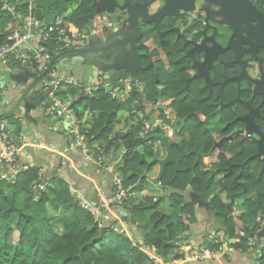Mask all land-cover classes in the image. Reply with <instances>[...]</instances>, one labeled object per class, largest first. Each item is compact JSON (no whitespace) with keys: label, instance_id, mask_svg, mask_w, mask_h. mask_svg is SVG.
Returning <instances> with one entry per match:
<instances>
[{"label":"flooded vegetation","instance_id":"af4514ba","mask_svg":"<svg viewBox=\"0 0 264 264\" xmlns=\"http://www.w3.org/2000/svg\"><path fill=\"white\" fill-rule=\"evenodd\" d=\"M118 1L130 2L135 14L143 13L151 21L148 24L138 21L140 28L133 26L141 36L137 41L141 44L140 67L144 68L139 70L141 91L122 94L119 100L116 96L120 87L115 86L109 94L117 110L137 111L139 132L134 139L142 144L139 149L142 154L151 160L164 159L168 149L170 156L187 154L180 168L169 162L164 173L188 178L184 186L174 182L169 186L174 201L171 210L179 205L176 200L179 192L188 201L187 229L179 237L188 239L199 234L202 242L218 244L227 238L240 241L242 238L237 236L241 234L244 242L235 246L233 252H264V239L256 241L252 248V236L246 237L250 229L260 228L264 216L262 39L250 26L240 24L221 2ZM249 1L264 12L254 0ZM74 8L75 11L62 13L58 19L78 29L80 24L92 22L90 32L95 33L127 32L126 27L115 24L112 18H99L101 14H95L94 0H78ZM160 10L164 12L154 16ZM110 44L121 52L118 35L111 36ZM131 133L132 130L127 134ZM168 143L174 144L171 149ZM145 146L152 149L148 156ZM146 171L142 166L141 175ZM159 173L157 163L144 173L153 176L149 177L148 185ZM252 255L244 258L251 260Z\"/></svg>","mask_w":264,"mask_h":264},{"label":"trees","instance_id":"16d2710c","mask_svg":"<svg viewBox=\"0 0 264 264\" xmlns=\"http://www.w3.org/2000/svg\"><path fill=\"white\" fill-rule=\"evenodd\" d=\"M254 2L264 10V0ZM16 5L20 9L19 13L25 14L28 6L20 3ZM0 15V43H9L8 32L1 28L4 17L1 9ZM36 18L42 19L41 9ZM58 95L64 100L71 98L62 86ZM80 105L82 107L79 108ZM72 107L79 121L80 136L86 140L95 156L108 155L112 148L115 152L121 148L127 150L121 154V161L116 163V171L120 173L124 186L134 189L148 185L149 175L145 174L156 165L148 156L152 149L145 146V154L148 152L149 158L140 152L142 144L137 138L134 139L139 132L136 123L130 128L131 134L119 133L116 125L118 110L106 89L101 86L91 96L82 93L80 100L75 101ZM3 117L0 113L1 120ZM49 119L51 123L54 121L52 116ZM18 162L17 158V172H5L8 179L2 178L3 166L0 163V264H155L142 246L156 248V255L170 261L185 258L196 245L186 242V237H179L184 236L187 229L188 201L182 191L177 194L176 200L184 208L180 219L175 222L162 215L159 199L146 198L133 202L130 197L121 205L115 203L117 215L122 216L126 224L137 226L138 236L137 231L130 235L115 230L118 220L109 212H105L107 219L103 218L104 224L101 226L92 213L81 206L65 178L54 174L41 188L37 184L42 177L41 166L29 164L25 168ZM142 166L148 170L144 175L140 173ZM187 181L184 175L174 176L172 172L162 176L160 187L168 190L171 206L174 201L169 186L173 182L177 186H184ZM107 196L111 197L112 193ZM137 215L141 216L140 224L134 217ZM242 241L244 239L236 246H241ZM180 243L188 249L183 251ZM205 244L213 250L221 247L220 243L206 241ZM258 264H264V252H261Z\"/></svg>","mask_w":264,"mask_h":264},{"label":"water","instance_id":"95a60500","mask_svg":"<svg viewBox=\"0 0 264 264\" xmlns=\"http://www.w3.org/2000/svg\"><path fill=\"white\" fill-rule=\"evenodd\" d=\"M213 1L215 3L221 2L225 9L233 13L240 24L244 23L250 26L253 33L259 36L264 44V12H261L249 0ZM77 2L78 0H34V8L41 9L42 11L41 22L35 26V30H38L46 24L53 23L62 13H72L76 10V8L73 9V4ZM26 3L27 0H22L20 2L21 5ZM129 3L128 1L120 3L118 0H94V7L96 8L95 14H101L99 18L102 20L112 18L115 24L120 23V26L127 28L126 33L123 32L119 34L117 30L112 32L102 30L101 32L92 34L90 32L92 22H88L85 26L80 24L79 29L85 31L88 35L86 47L67 49L56 53L51 46L44 43L51 56V61L46 70L40 71L38 68L33 70L20 63L11 65L12 67L8 71V77L15 80L19 87L17 97L12 107L4 114L6 117L3 122L10 132L12 142L17 147L21 146L19 135L24 128V122L28 124L38 120L43 115L49 118L51 116V109L49 107L51 104V97L49 95V90L43 88V80L50 68L63 71L66 78L70 79L71 87L79 85L87 89L99 87L101 81L111 82L110 85L108 84L109 86H106V92L109 93L115 86H119L120 90L116 96L119 100L122 94L138 93L141 91L139 87L141 82L139 70H143L144 68L140 67L139 61L141 54L138 49L141 48V44L137 43V41L141 39V36L139 29L136 32L133 26L138 25L140 28L139 23L137 24L138 21L142 23L147 22L148 24L151 20L148 21L146 15L143 13L135 14L129 7ZM162 12L164 11L160 10L158 13L154 14V16H159ZM84 16L85 15L82 17ZM77 21L81 23L80 20ZM228 23L230 22L228 21ZM112 35H118V38L121 40L120 53H118L117 49H113V46L110 44ZM15 67L19 70L16 73L12 72ZM72 103H74V100H72ZM119 106L120 104L118 107ZM34 110H37L36 114H32ZM118 113L126 114L129 118V124H132L129 110L123 109ZM161 139L165 141L164 137ZM173 145L172 143H168L167 147L171 149ZM186 155L185 152H181L175 156H170L168 149L167 157L164 159L155 158L154 161L160 166V173L151 180V183L160 186L162 176L166 172V165L169 162H175L177 167L180 168L181 160ZM37 184L44 185L45 179L43 177L40 178ZM183 208V204L175 205L174 209L169 213L162 210V215L172 218V222H175L180 219L179 216ZM262 220L263 223L259 229H250L251 233L249 236H246L248 239H251V236L255 242L264 239V216ZM237 237L242 239L245 238L242 237L241 234ZM225 240L229 243L233 242V239L227 238ZM255 246L256 244L250 245L252 248ZM242 254L244 256H249V252H242ZM258 254H261V252H258ZM257 258L256 255L253 259Z\"/></svg>","mask_w":264,"mask_h":264},{"label":"built area","instance_id":"2783aa9c","mask_svg":"<svg viewBox=\"0 0 264 264\" xmlns=\"http://www.w3.org/2000/svg\"><path fill=\"white\" fill-rule=\"evenodd\" d=\"M20 1L22 0H0V9L4 15H11L20 19L19 28L12 33H7L9 43H0V62L4 66L14 61L29 67H37L43 71L48 68L51 58L47 51L39 47L40 44L48 43L58 52L72 48H82L86 45L88 35L71 25L68 21L58 19L54 23L46 24L35 30V26L40 21L34 15V0H27L26 5L28 7L25 14L16 11V4H19ZM91 33L95 32L92 31ZM34 40L38 41V46L33 45L32 42ZM60 84L61 80L57 77L56 72L50 69L47 73V79L44 81V87L50 91L49 94L53 99L50 112L54 121L50 129L55 132L66 131L74 135L71 145L81 148L87 154V157H90V149L79 134L78 119L70 101L63 100L56 95V90ZM6 90L7 80L0 77V111ZM131 113L135 119L137 111L133 110ZM21 149L11 141L6 124L0 121V163L5 170H9L11 173L18 170L17 156ZM124 152L125 150H123ZM107 169L113 171V166H107ZM115 185L116 189L111 198L101 193L102 199L100 197L98 204L84 201L82 206L88 209L97 219L101 218L107 211L113 213L115 203L121 205L126 199L131 197V187L124 186L122 179L118 176L115 178ZM115 229L119 230L117 227ZM187 249L188 247L182 246L183 251ZM223 249L227 250V246H224ZM223 249L213 250L206 245L195 246L187 253L185 258L171 259L170 261H165L161 256L156 255V248L148 250L147 253L155 264H190L197 260H220L228 253L224 252Z\"/></svg>","mask_w":264,"mask_h":264},{"label":"crops","instance_id":"0c3cea01","mask_svg":"<svg viewBox=\"0 0 264 264\" xmlns=\"http://www.w3.org/2000/svg\"><path fill=\"white\" fill-rule=\"evenodd\" d=\"M18 22L20 24V21ZM44 46L39 45V47L43 49ZM14 64L15 62L11 63L10 65ZM11 67L12 66L6 67L2 62H0V77L7 80V90L3 96V102L1 104V114L3 115L9 108L12 107V104L18 94V83L8 77V71L11 69ZM17 71L19 70L17 67H15L12 72L16 73ZM55 71L58 78L63 80L61 81V86L64 87L67 85L66 82H68V78H66L65 73L57 69ZM5 73H7V76H5ZM75 90H77L80 96L77 98L71 97L74 101H78L80 100L81 94L84 93L85 89L84 87L77 85ZM118 112L119 111H117V129L121 127L120 130L118 129L119 133L125 135L130 131L131 125L129 124L128 118L125 116V114H119ZM36 113L37 110L32 112V114ZM5 117L6 116L4 115L3 120ZM50 123L49 117L44 115L38 120L28 124L24 122V128L19 135L23 150L18 153V164L20 166H29V164L40 165L42 177L45 178L46 181H48V179L54 174H58L65 178L70 183L72 190L79 201L98 203L100 200V192H107V194L110 196L114 190V180L111 172L98 165L93 158L86 157L81 148L71 145L73 143V137L70 136L69 133L62 131L60 133H56L51 131ZM104 158L111 162L107 155H105ZM154 197L159 199L157 195H154ZM139 199L140 198H137V200L134 199L132 193L133 202H137ZM117 216L123 221L122 216ZM105 219H107V216H105ZM122 224L130 233L137 231L138 236L139 232L136 228L137 226L132 224L128 225L124 221ZM186 242L195 243L197 245L204 243L202 242L201 236L199 234H194L188 239L186 238ZM244 257L245 256L241 255L240 252H233V256H229L228 259L197 260L190 264H249L251 260H246Z\"/></svg>","mask_w":264,"mask_h":264},{"label":"clouds","instance_id":"9594fccd","mask_svg":"<svg viewBox=\"0 0 264 264\" xmlns=\"http://www.w3.org/2000/svg\"><path fill=\"white\" fill-rule=\"evenodd\" d=\"M21 2V1H20ZM58 20V18L55 20V21H57ZM40 22H41V20H39ZM54 21V22H55ZM53 22V23H54ZM51 24V23H50ZM94 34V33H93ZM48 44V43H47ZM41 45H43L44 46V43L43 44H40V46ZM49 46H51L50 44H48ZM52 47V46H51ZM53 49V48H52ZM73 49V48H72ZM44 50L45 51H47V48H46V46H44ZM53 51L54 52H56V53H58V51H55L54 49H53ZM48 52V51H47ZM59 52H61V51H59ZM49 53V52H48ZM50 55V54H49ZM50 58H51V56H50ZM50 61H51V59H50ZM11 63H14V61H11ZM15 63H19V62H15ZM50 63V62H49ZM21 64V63H20ZM23 65V64H22ZM6 67H7V65H5ZM9 66H11V65H9ZM8 66V67H9ZM24 66H26V65H24ZM27 67H29V66H27ZM29 68H32L33 70H35L37 67H29ZM50 69H53V68H50ZM49 69V70H50ZM40 70V69H39ZM54 71L56 70V69H53ZM41 71V70H40ZM44 71V70H43ZM49 72V71H48ZM47 72V73H48ZM56 72V71H55ZM57 75V74H56ZM58 77V76H57ZM47 79V75H46V77H45V79L43 80V88L45 89V90H48V89H46L45 87H44V81ZM61 80V79H60ZM61 81H63V80H61ZM68 82H66V84H70V79H68L67 80ZM108 85V82L107 81H101V85L99 86V87H101V86H103L104 88H106V86ZM79 86V85H78ZM60 87H61V84H60V86H59V88L56 90V95H58V91H59V89H60ZM76 87V86H75ZM81 87V86H80ZM99 87H94V88H84L85 90H84V92L87 94V95H93V93L96 91V89L97 88H99ZM50 92V91H49ZM108 93V92H107ZM109 94V93H108ZM50 95V94H49ZM61 99H63L60 95H58ZM51 97V104H50V109L52 108L51 106H52V102H53V99H52V96H50ZM64 100V99H63ZM72 98H70L69 100H66V101H70V103H71V106H72ZM75 102V101H74ZM72 109H73V107H72ZM122 108H120V110H121ZM74 110V109H73ZM120 110H118V111H120ZM75 112V111H74ZM0 113H1V111H0ZM130 115H131V118H132V124L134 125L135 123H136V119H134V117H133V115H132V113H131V110H130ZM0 121H2L3 122V120H1V118H0ZM128 122H129V118H128ZM4 123V122H3ZM53 123V122H52ZM52 123L50 124V127H51V125H52ZM78 123H79V121H78ZM132 124H131V126H132ZM78 129H79V126H78ZM8 130V129H7ZM9 132V131H8ZM55 132V131H54ZM59 132H61V131H59ZM62 132H66V131H62ZM68 133V132H67ZM9 134H10V132H9ZM79 134H80V132H79ZM70 136H74V135H72V134H70ZM85 142H86V140L84 139V138H82ZM12 141V140H11ZM20 148H23V146H19ZM123 151V150H122ZM123 153V152H122ZM121 153V154H122ZM85 155H86V157H87V154L85 153ZM104 156L105 155H101V156H95L94 154H93V152L92 151H90V157L89 158H93L96 162H97V164L98 165H100V166H103V168L105 169V170H107V171H109V172H111V173H113V176H114V178H116V173H119L118 171H116V167L114 166V165H111L110 164V162L106 159V158H104ZM120 161V157H119V159H118V161L117 162H119ZM116 162V163H117ZM107 166H113V171H110V170H108L107 169ZM28 167V165H26L25 166V168H27ZM2 171H3V174H2V178H9L8 176H6L5 175V172L7 171V170H5V168H3L2 169ZM17 172V171H16ZM14 173V172H13ZM118 177H120V173H119V176ZM121 178V177H120ZM45 179V178H44ZM45 183H46V179H45ZM39 185V184H38ZM42 186V187H41ZM40 187L41 188H43V185H40ZM114 187H116V185H115V180H114ZM127 187H131V197H132V190H133V187L132 186H127ZM114 192H115V190L112 192V196H113V194H114ZM101 193H104V194H106V196H107V193L106 192H100V194ZM100 194H99V196H100ZM111 196V197H112ZM111 197H109V198H111ZM155 200H156V198H154ZM81 202V206H82V203L84 202V201H80ZM89 202V201H88ZM99 202H100V200H99ZM98 202V203H99ZM90 203H93V202H90ZM98 203H93V204H98ZM83 207V206H82ZM84 208V207H83ZM86 209V208H85ZM116 209L114 208V210H113V213L112 212H110V211H107V212H109V213H111L113 216H115L116 217V220H118V227L117 228H119V230H117V231H121V232H123V231H125V232H127L128 234H132V233H130V232H128L127 231V229L125 228V226L122 224V220H121V218H119L117 215H116V211H115ZM93 215V214H92ZM94 216V215H93ZM95 217V216H94ZM105 217V213H104V215L101 217V218H96L95 217V219H96V221L97 222H99V224L102 226L103 224H104V221H103V218ZM116 230V229H115ZM133 235V234H132ZM140 241H141V243H143L144 241L142 240V239H140ZM218 243H220L221 245H222V247H221V249H223V247H224V245H223V243H226V246H227V250H224V252H228L227 254H225V256H223V258L222 259H226V255H228L227 257L229 258V256H230V253H232L233 251H232V249L233 248H235V246H236V244L237 243H239V240H237V242H232V243H229V242H222V241H219ZM250 244L252 245V244H255V241H253V239H251V242H250ZM180 246H183V243H180L179 244ZM203 245H206L205 243H202L201 245H195V246H203ZM142 248H143V250H144V252H146L147 253V251L148 250H152V249H154V248H149V247H147V246H142ZM241 253V255H243L242 254V252H240ZM245 253V252H244ZM250 254H253L252 255V259L258 254V252H249ZM148 254V253H147ZM149 256V255H148ZM244 256V255H243ZM150 258V257H149ZM252 259H251V262H252ZM213 260V259H212ZM215 260V259H214ZM255 264H258V258L256 259V261H255Z\"/></svg>","mask_w":264,"mask_h":264},{"label":"rangeland","instance_id":"374dc122","mask_svg":"<svg viewBox=\"0 0 264 264\" xmlns=\"http://www.w3.org/2000/svg\"><path fill=\"white\" fill-rule=\"evenodd\" d=\"M20 9H17L16 11L19 12ZM35 14L36 17H38L39 14V9L36 8L35 10ZM20 26L19 22L17 20L14 19L13 16L11 15H4L2 22H1V28L7 32H14L16 29H18ZM33 45L38 46V41L34 40ZM5 76H7V73H5ZM71 84H67L64 86V89L70 94V97H78L80 96V94L77 92L76 87L74 89H72ZM71 97V98H72ZM79 108L82 107L81 105L78 106ZM119 130L121 129V127L118 128ZM98 148V147H96ZM122 148L119 149L117 152L114 151V149L112 148L110 150V152L108 153V159H110V164L114 165L115 167H117V165L115 164L119 157L121 156L122 153ZM121 159V157H120ZM121 161V160H120ZM115 162V163H114ZM117 176H119V173H116ZM149 177H153L152 174ZM154 195H157L159 197V209L164 210L166 212H170L171 211V207H170V198L168 196V190L160 187L159 185L156 184H150L148 186H143V187H135L133 189V196L134 199L137 200V198H140L139 201L145 200L146 198H149V200H153L154 198L158 199L157 197H154ZM102 199V196H100ZM154 197V198H153ZM136 221L140 224L142 222L141 216L137 215L134 216ZM224 246H226V243H223ZM233 256V252L230 253V257ZM261 256V254H257V257L259 258ZM256 259H253L252 262H249V264H255ZM237 262V261H236Z\"/></svg>","mask_w":264,"mask_h":264}]
</instances>
